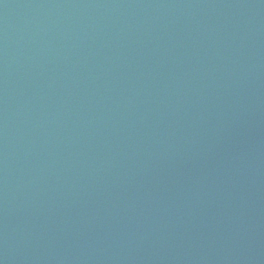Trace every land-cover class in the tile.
I'll use <instances>...</instances> for the list:
<instances>
[{
	"label": "water",
	"instance_id": "95a60500",
	"mask_svg": "<svg viewBox=\"0 0 264 264\" xmlns=\"http://www.w3.org/2000/svg\"><path fill=\"white\" fill-rule=\"evenodd\" d=\"M0 264H264V0H0Z\"/></svg>",
	"mask_w": 264,
	"mask_h": 264
}]
</instances>
